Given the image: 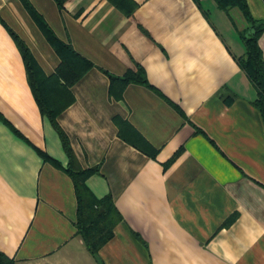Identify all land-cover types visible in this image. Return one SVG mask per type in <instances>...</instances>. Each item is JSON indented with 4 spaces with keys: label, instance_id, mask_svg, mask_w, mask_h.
Wrapping results in <instances>:
<instances>
[{
    "label": "crops",
    "instance_id": "obj_1",
    "mask_svg": "<svg viewBox=\"0 0 264 264\" xmlns=\"http://www.w3.org/2000/svg\"><path fill=\"white\" fill-rule=\"evenodd\" d=\"M199 1L28 0L91 63L57 122L79 166L97 168L93 196L121 214L93 255L68 156L8 29L45 76L60 56L22 0H0V115L19 132L0 117V252L15 264H264V118L237 60L248 24ZM247 5L264 19V0ZM258 43L264 59V31ZM139 66L149 86L109 78Z\"/></svg>",
    "mask_w": 264,
    "mask_h": 264
},
{
    "label": "trees",
    "instance_id": "obj_2",
    "mask_svg": "<svg viewBox=\"0 0 264 264\" xmlns=\"http://www.w3.org/2000/svg\"><path fill=\"white\" fill-rule=\"evenodd\" d=\"M27 8L30 16L42 30L48 42L53 46L57 55L60 56L61 62L56 67V71L51 76H45L38 68V64L26 43L12 30L8 29L11 36L15 40L27 70V78L32 90V94L43 116L51 122L57 130L63 148L67 154L68 166L65 171L71 176L77 197V225L78 235H80L86 245V248L93 255H97L98 250L113 236V229L121 219V214L117 208L111 195L107 194L102 198L93 196L85 182V179L94 171L96 167L83 169L79 166L77 159L70 147L68 138L57 122L59 113L70 105L74 97L69 91L70 85L77 81L91 67V63L87 60L79 59L75 51L63 41L57 38L42 16L35 8L28 3V0H22ZM64 0H55L57 5L61 7ZM200 4L199 0H196ZM218 9L229 11L230 8H238L244 17V21L248 26L241 33L244 54L237 59L240 67L247 74L250 81L255 86L258 97L255 104L261 111L264 118V59H262L261 48L258 43L260 34L264 31V19L256 20L247 5V0H213ZM145 71L142 67H138L136 71L129 70L123 76L116 78L110 75L111 80L120 79L123 86L128 83H140L150 85ZM3 122L7 123L15 132H19L5 120L1 115ZM44 159L49 156L43 151L36 149ZM167 162L170 163L177 153ZM155 151L150 154L153 155ZM15 261L2 252H0V264H15ZM102 264V263H100Z\"/></svg>",
    "mask_w": 264,
    "mask_h": 264
},
{
    "label": "rangeland",
    "instance_id": "obj_3",
    "mask_svg": "<svg viewBox=\"0 0 264 264\" xmlns=\"http://www.w3.org/2000/svg\"><path fill=\"white\" fill-rule=\"evenodd\" d=\"M236 14L237 12H238V9L237 8H235V9H233V11L231 12V15H232V18L234 19V22L236 21V23L238 24L239 22H240V19L242 18V17H238L237 18V16L234 14V13ZM238 14V13H237ZM241 16V15H240Z\"/></svg>",
    "mask_w": 264,
    "mask_h": 264
}]
</instances>
